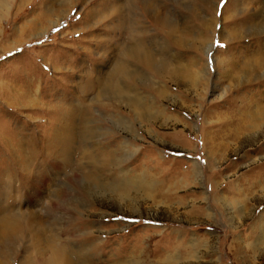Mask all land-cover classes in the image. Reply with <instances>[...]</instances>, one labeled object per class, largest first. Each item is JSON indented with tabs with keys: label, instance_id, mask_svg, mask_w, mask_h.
<instances>
[{
	"label": "rangeland",
	"instance_id": "rangeland-1",
	"mask_svg": "<svg viewBox=\"0 0 264 264\" xmlns=\"http://www.w3.org/2000/svg\"><path fill=\"white\" fill-rule=\"evenodd\" d=\"M136 45L178 74L127 54ZM263 55L264 0H13L0 21V219L51 210L43 224L73 264H242L241 242L247 264H264L250 230L264 223V122L238 144L225 130L235 105L264 102V69L232 81ZM113 78L125 97L101 93ZM43 249L21 236L0 264H40Z\"/></svg>",
	"mask_w": 264,
	"mask_h": 264
},
{
	"label": "bare ground",
	"instance_id": "bare-ground-1",
	"mask_svg": "<svg viewBox=\"0 0 264 264\" xmlns=\"http://www.w3.org/2000/svg\"><path fill=\"white\" fill-rule=\"evenodd\" d=\"M71 1V0H70ZM143 2V1H142ZM218 2V1H217ZM53 3V2H52ZM70 3V2H68ZM250 4V2H249ZM13 6V0H0V21L5 18V15L8 14L9 10L12 8ZM262 6V5H261ZM44 7V6H43ZM50 8H48L49 10ZM241 9V8H240ZM238 10V8H237ZM242 10V9H241ZM50 11V10H49ZM261 11V10H260ZM225 13V12H224ZM252 13V12H251ZM248 13V14H251ZM260 15V14H259ZM125 17V16H124ZM251 18V17H250ZM250 21V20H248ZM127 22V21H126ZM242 22V21H241ZM168 23V22H166ZM255 26V25H254ZM247 27V26H245ZM250 28V27H249ZM256 29V28H253ZM173 30V29H172ZM237 32H239L238 30L233 31V35H238ZM259 31H257L256 33H258ZM136 35V34H135ZM139 35V34H138ZM139 37V36H138ZM224 37V36H223ZM180 39V38H179ZM182 39V38H181ZM132 41V40H131ZM141 41L142 38H141ZM181 41V40H180ZM130 42V41H129ZM203 42V41H201ZM200 42V43H201ZM137 43V42H135ZM138 44V43H137ZM143 44V43H142ZM140 45V44H139ZM203 45V44H202ZM127 49V54L134 56L135 58L139 59L144 65H146L149 69L151 70H157L159 73H162L163 76H167V75H177L178 74V70L174 69V66L170 64L167 60L163 61L160 63L158 62L156 64V62L154 61L152 54L149 53L148 51L144 50L143 48H141L140 46L136 45L133 48H125ZM207 50H210V46L209 48H207ZM208 53V52H207ZM122 54V53H121ZM126 54V53H125ZM124 54V55H125ZM122 55V56H124ZM128 55V56H129ZM154 55V54H153ZM131 56V58H132ZM126 57V56H125ZM128 60V59H127ZM125 61V60H124ZM129 61V60H128ZM123 63V62H122ZM126 63V62H124ZM129 64V63H128ZM120 68H117L114 75H119V74H123L127 71V66L119 64ZM264 69V55L261 57L260 60H258L257 62H249L248 64H246L243 68L237 69L235 70V72L237 71V76H234V80L233 83H235L236 85L240 84L242 85L243 83L246 82H250L253 79H261L262 77L260 76H255L257 73H259L261 70ZM186 70V69H185ZM120 71V72H119ZM155 72V71H154ZM187 72V71H186ZM174 73V74H173ZM188 73V72H187ZM167 74V75H166ZM183 74V73H182ZM132 75V74H131ZM134 75V74H133ZM126 77V76H125ZM180 77V76H178ZM175 78V77H174ZM195 78V77H194ZM111 79V78H110ZM116 79V77H115ZM115 79L113 78V81L110 80L109 84L107 83L106 88L101 90V93H106V92H111V93H115V94H119L125 97L126 90L122 89L124 86L121 84H118V82L115 81ZM169 79V78H167ZM174 80V79H173ZM180 80V79H179ZM171 81V79H170ZM120 82V81H119ZM196 82V81H195ZM128 84V83H127ZM191 84V82H190ZM196 84V83H195ZM105 85V84H104ZM129 92V91H128ZM131 96V94H129ZM114 96V95H113ZM115 98V97H114ZM249 99L246 100V103L244 105H240L237 106L235 105L233 109H231V111L233 113L230 114L229 117H231V120H235L238 122H234L233 126L231 127V129H229V124H226L227 126L225 127V130L227 131V137L231 139L232 141H234L236 144H238L241 140L242 137L249 133V132H254L256 131L258 128H253L251 126L255 125L258 121L261 123L264 122V102L262 104L259 105V108L257 111L255 112H251L249 110H251L250 105L252 104L250 101H248ZM125 101V100H124ZM139 100H137V98L135 97H130L129 99V103L132 105H137ZM129 104V105H130ZM128 105V104H127ZM247 105V106H246ZM244 108V111L242 113H238L240 110H242ZM227 111V110H226ZM231 111H227V112H231ZM249 111V112H247ZM88 113V112H86ZM60 115V114H59ZM62 116V115H61ZM67 116V115H66ZM73 116V115H71ZM61 118H64L63 116ZM77 118V117H76ZM70 119V118H69ZM73 119V118H72ZM66 120V119H65ZM71 120V119H70ZM60 122V121H59ZM65 122V121H64ZM72 122V121H71ZM87 122V121H86ZM67 124V122H65ZM71 124V123H70ZM64 125V124H63ZM69 125V124H67ZM76 125V124H75ZM64 127V126H62ZM79 127V126H78ZM127 127V126H126ZM256 127V126H255ZM60 128V127H59ZM68 128V133L71 135L73 129L70 128L69 126H67ZM66 128V129H67ZM130 128V127H129ZM61 129V128H60ZM79 129V128H78ZM81 129V128H80ZM261 129V127H260ZM63 131V130H62ZM75 131V130H74ZM56 132V131H55ZM258 132V130H257ZM58 133H60V131H58ZM86 133V132H85ZM79 134V133H77ZM63 136L66 135L65 131L62 134ZM55 136V135H54ZM57 136V135H56ZM72 136V135H71ZM86 136V135H85ZM89 136V135H88ZM75 137V136H74ZM55 138V137H54ZM59 138V137H57ZM61 138V137H60ZM65 138V137H64ZM67 138V137H66ZM86 138V137H85ZM63 139V137H62ZM70 139V138H69ZM68 140V139H67ZM59 141H61V139H59ZM66 141V140H65ZM72 141V140H71ZM63 142V140H62ZM64 143V142H63ZM66 143H68L66 141ZM59 144V143H58ZM61 146H63L62 144H60ZM66 145V144H65ZM70 143L67 145L69 146ZM72 145V144H71ZM71 147V146H70ZM122 147V146H121ZM224 144L221 143H217L216 149H223ZM61 148V147H60ZM65 148V147H64ZM114 148V147H113ZM124 148V147H123ZM229 148V146H228ZM112 149V148H111ZM120 149V148H119ZM122 149V148H121ZM63 150V149H62ZM65 150V149H64ZM67 150V149H66ZM70 151V150H68ZM73 151V150H72ZM120 152V151H119ZM65 153H69V152H65ZM118 153V152H117ZM60 154V152H59ZM63 154V153H62ZM71 153H69L68 155H70ZM73 156V155H71ZM115 156V155H114ZM34 157V156H33ZM24 158V157H23ZM30 158V157H28ZM109 158V157H108ZM116 158V157H115ZM132 158V157H131ZM26 159V158H25ZM56 159V157L54 158ZM110 159V158H109ZM59 160V159H58ZM66 160V159H65ZM130 160V159H129ZM68 161V160H67ZM66 161V163H68ZM56 162V161H54ZM62 162V161H61ZM98 162V161H97ZM113 162V161H112ZM118 162V161H116ZM126 162V161H125ZM24 163V162H23ZM41 163V162H40ZM39 163V165H40ZM59 163V162H58ZM57 163V164H58ZM63 163V162H62ZM71 163V162H70ZM20 164V163H19ZM25 164V163H24ZM55 164V163H54ZM56 164V165H57ZM64 164V163H63ZM105 164V163H104ZM107 164V163H106ZM120 164V163H119ZM52 165V164H51ZM61 165V163H60ZM67 165V164H65ZM69 165V164H68ZM67 165V166H68ZM108 165V164H107ZM111 165V164H110ZM121 165V164H120ZM22 166V165H21ZM38 166V165H37ZM53 166V165H52ZM78 166V164L76 165V167ZM95 166V165H94ZM98 166V165H96ZM85 167V166H84ZM87 167V166H86ZM85 167V168H86ZM61 168V167H60ZM78 168V167H77ZM89 168V167H88ZM106 168V167H105ZM115 168V167H114ZM41 169V168H39ZM45 169V167H44ZM79 169V168H78ZM92 169V168H91ZM28 170V169H27ZM46 170V169H45ZM61 170V169H60ZM100 170V169H99ZM115 169H113L114 171ZM131 170V169H130ZM41 171V170H40ZM44 171V170H43ZM94 171V170H93ZM98 171V169L96 170ZM31 172V171H30ZM48 172V171H47ZM50 172V171H49ZM80 172V171H79ZM95 172V171H94ZM99 172V171H98ZM42 173V172H41ZM75 173V172H74ZM84 173V172H83ZM102 173V172H101ZM114 173V172H113ZM43 174V173H42ZM85 174V173H84ZM83 174V175H84ZM88 174V173H87ZM107 174V173H106ZM45 175V174H44ZM52 175V174H51ZM93 175V174H92ZM96 175V173H95ZM103 175V174H102ZM105 175V173H104ZM25 176V175H24ZM32 176V175H31ZM43 176V175H42ZM78 176V175H77ZM117 176V175H116ZM126 176V175H125ZM129 176V175H128ZM89 177V176H88ZM93 177V176H92ZM100 177V176H99ZM106 177H109L108 174ZM32 178V177H30ZM34 178V177H33ZM119 178V177H118ZM123 178V177H122ZM36 179V178H35ZM94 180V179H93ZM108 180V179H107ZM106 180V181H107ZM24 181V180H23ZM90 181V180H89ZM97 181H100L99 179ZM33 182V181H32ZM45 182V181H44ZM94 182V181H92ZM33 183H37V182H33ZM124 183V182H123ZM45 184V183H44ZM81 184V183H80ZM86 184V183H85ZM143 183H141L142 185ZM104 185V184H103ZM132 187V184L130 185ZM78 187V186H77ZM86 189V185L84 186ZM113 187V186H112ZM136 187V186H135ZM39 187L36 188V190ZM44 188V187H43ZM42 188V189H43ZM133 188V187H132ZM138 188V187H137ZM137 188H133V189H137ZM19 189V188H18ZM99 189V188H98ZM119 189V188H118ZM163 189V188H162ZM35 190V191H36ZM100 190V189H99ZM139 190V189H138ZM161 190V189H159ZM27 191V190H26ZM102 191V190H101ZM106 191V190H105ZM95 192V191H94ZM122 192V191H121ZM163 192V191H162ZM31 193V192H30ZM98 193V191H97ZM74 194V193H73ZM88 194V193H87ZM116 194V193H115ZM162 194V193H160ZM84 195V194H83ZM70 196V195H69ZM93 196V195H92ZM118 196V195H117ZM121 196V195H120ZM75 197V196H74ZM78 197V196H77ZM85 197V196H84ZM70 198V197H69ZM83 198V197H82ZM87 198V196H86ZM120 198V197H119ZM33 199V198H32ZM89 199V198H88ZM36 200V199H35ZM68 200V199H67ZM66 200V201H67ZM74 200V199H73ZM65 201V202H66ZM69 201V200H68ZM63 204V203H62ZM82 204V203H81ZM54 205V204H53ZM56 205V204H55ZM54 205V206H55ZM66 204H64L65 206ZM75 205V204H74ZM44 206V205H42ZM67 206V205H66ZM127 206V205H126ZM56 207V206H55ZM129 207V206H128ZM55 209V208H54ZM62 209V208H61ZM60 209V210H61ZM74 210V209H73ZM51 210L48 211H44L43 210H28L27 213H25V211H22L20 209L17 210H12L10 214L5 215L4 217H2L0 219V250L3 251L4 253L7 254V251H10L11 249H14L16 243L20 240L21 236L25 239H28V242L30 245L32 246H41L44 249V254L43 256H40V264H73L74 260L71 257V254L69 253V251L71 250L70 247H68V250L66 249L67 247H65V244L62 243L61 241H59V232L57 231V233L54 232L53 228L55 227H49L46 226L45 224H43L44 222V213L47 216V213L50 212ZM49 215V214H48ZM68 215V214H67ZM49 216H51V219H55V215L54 213L50 214ZM81 221V220H80ZM26 223V225H24L23 223ZM79 222V220H78ZM83 222V221H82ZM80 223V222H79ZM51 225V224H50ZM73 226V224H71ZM52 226V225H51ZM69 226V224H68ZM85 227V226H84ZM71 229V228H70ZM76 230V229H75ZM250 230L252 232H254L256 234V236H259L257 238V241L261 240L262 238H264V223L261 222V220H256L254 222V224L252 225V228H250ZM77 231V230H76ZM73 233L69 234V236H71L73 238ZM81 235V234H79ZM85 234H83L84 236ZM77 236V235H76ZM79 238V236H78ZM85 240H88L86 237L84 238ZM77 241V240H76ZM72 242H67V245L69 246L70 244H72ZM83 243H86L85 241H83ZM242 243V242H241ZM241 243H238V246H242L241 248H235L236 249V254H241V262L242 264H247L250 259L248 258L249 256L246 255V247L244 245H242ZM252 245V244H250ZM236 246V245H235ZM5 257V256H4ZM3 260V259H2ZM252 260V259H251ZM251 263L253 264V261H251ZM29 264V263H28Z\"/></svg>",
	"mask_w": 264,
	"mask_h": 264
}]
</instances>
